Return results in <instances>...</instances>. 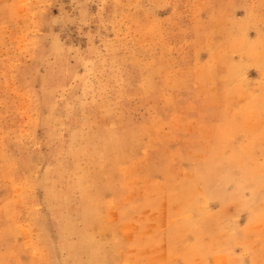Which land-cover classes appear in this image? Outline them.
Here are the masks:
<instances>
[{
  "label": "rangeland",
  "instance_id": "obj_1",
  "mask_svg": "<svg viewBox=\"0 0 264 264\" xmlns=\"http://www.w3.org/2000/svg\"><path fill=\"white\" fill-rule=\"evenodd\" d=\"M0 264H264V0H0Z\"/></svg>",
  "mask_w": 264,
  "mask_h": 264
},
{
  "label": "bare ground",
  "instance_id": "obj_2",
  "mask_svg": "<svg viewBox=\"0 0 264 264\" xmlns=\"http://www.w3.org/2000/svg\"><path fill=\"white\" fill-rule=\"evenodd\" d=\"M57 46V45H56Z\"/></svg>",
  "mask_w": 264,
  "mask_h": 264
}]
</instances>
